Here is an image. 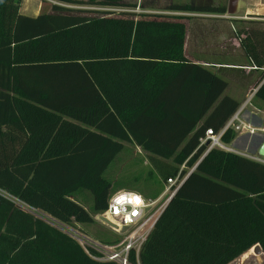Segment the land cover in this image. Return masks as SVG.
I'll return each mask as SVG.
<instances>
[{
	"label": "trees",
	"instance_id": "16d2710c",
	"mask_svg": "<svg viewBox=\"0 0 264 264\" xmlns=\"http://www.w3.org/2000/svg\"><path fill=\"white\" fill-rule=\"evenodd\" d=\"M22 1L0 0V264H117L92 259L45 217L72 226L102 213L112 189L104 174L123 142L146 153L155 196L157 185L197 163L154 223L139 264H229L257 244L264 252V162L218 147L198 161L199 138L218 132L240 103L184 54L186 15L73 9L63 3L136 4L60 0L33 16L20 11ZM125 13L135 19L118 18ZM237 37L261 71L253 97L264 104V29ZM236 135L227 129L221 142ZM82 191L92 212L76 199Z\"/></svg>",
	"mask_w": 264,
	"mask_h": 264
},
{
	"label": "rangeland",
	"instance_id": "374dc122",
	"mask_svg": "<svg viewBox=\"0 0 264 264\" xmlns=\"http://www.w3.org/2000/svg\"><path fill=\"white\" fill-rule=\"evenodd\" d=\"M80 1L87 2L89 0H80ZM116 1L117 3H121V4H136V7L125 8L122 6L109 7V6H101L94 4H67V3H63V6L71 7L73 9L116 10L117 13L118 11H134L136 13L154 11L155 13L175 14V13H170L175 11L167 10V8L169 7V5L172 3L173 0L171 1L170 0H116ZM175 1L178 2L186 1L189 4H196V5L198 4L199 6L206 4L207 2V0H175ZM216 1L218 2V4ZM169 2L170 4H168ZM227 2L228 0L210 1L212 5L222 7L225 10L224 11L225 13L228 7ZM52 4H62V2L60 0H23L22 3V5H24L23 10H25V12H28L30 8L39 9L40 12H47V11L49 12L50 6ZM147 6H154V7L151 8ZM238 12L240 15H243L244 9L241 8L236 11V14L231 13L228 15L236 17ZM34 13L35 12H33V14ZM192 13L193 12H190V14ZM253 14L251 16H255V14L254 15ZM186 17L187 18L184 19V21L186 22V31H187L186 33L187 46L185 48L186 54L193 58L196 56L199 57L193 59V61L195 62H197V60L201 61L202 63L199 64L204 65L212 73H214L219 78H221V80L225 81L226 87L223 90L222 95L227 94L232 96L240 103L239 105L240 107L246 101V99H248V97L252 93L253 88L257 87V85H250V84H253L256 81H258L261 71L252 70L250 71L249 74L246 73L245 70L240 68L239 66H236L237 68L227 67L226 65L216 66L214 63H221V65L249 63L248 58L243 54V52L240 49H237L236 47L232 46L231 43L227 44V36L230 35V37H237V33L239 31L244 30L245 27L247 28L250 27L252 29H258V30L264 29V15L262 14L260 16L262 17L261 20H253L252 24L251 23L248 24V22L246 23L238 20L234 21L232 19L215 20L213 17H208L207 15L206 16L186 15ZM118 18L135 19V16L132 14L125 13V14H121ZM206 41H207V45L211 46L212 48L211 52L208 53L205 50L202 52L201 55V49L206 44ZM249 86H251L250 90L248 89ZM254 107L260 109V111L253 110L256 111V113L252 114L251 112L248 115L247 113L251 111L252 108ZM263 115H264V104L257 98L251 97L250 102L249 103L247 102V105L244 107L241 117L244 120H248L249 122H252L254 126L257 127L260 126L259 128H261ZM259 134H264V130L255 129L252 133H250L245 131V129H243L240 133L239 132L237 133L235 138L229 144H225L226 150L242 153L244 155H247L248 157H254L259 161L264 162V158L258 156L257 152L253 150V145L257 140V137H259L258 136ZM123 144L125 146V150L116 157L115 162H113L108 167V169L104 174L105 177L110 180L112 185L113 190L111 189L110 194L117 191L118 187H123L124 185L125 187H128V185H132V187L130 188H135L134 185H136L137 189H139L140 187L143 190L145 189V191L147 192L152 190L153 185H151L150 183L151 181H147V180L151 176H154L156 174L151 171L152 169L149 165L146 153L141 148L135 146L131 142H123ZM145 181H147L148 183H146ZM143 183L147 185L146 188H144L145 185ZM163 186H164L163 189L168 188L166 182L162 185V187ZM2 193L5 194L7 197L12 198L7 193L4 192ZM76 199L85 208L91 211L92 196L89 191L80 192L76 197ZM15 202L17 205H21L19 201L15 200ZM23 208H27V207L24 206ZM33 212L35 213L37 212L36 213L37 215L39 216L42 215L44 217V215L38 211H33ZM97 215L98 214L94 216V220L91 223H75L72 226L78 228L79 230H82L84 233L88 234L91 238L100 240L102 242H104V240L111 242L115 240L119 241L121 236L117 232L112 231L106 224L101 222ZM260 253L261 252L256 253L253 251L252 255L256 256L258 254L259 256ZM241 262H243V264H264V255L261 254L256 259H254L253 257L248 260L245 259L243 256H240L236 258L234 261H232L230 264H241Z\"/></svg>",
	"mask_w": 264,
	"mask_h": 264
},
{
	"label": "built area",
	"instance_id": "2783aa9c",
	"mask_svg": "<svg viewBox=\"0 0 264 264\" xmlns=\"http://www.w3.org/2000/svg\"><path fill=\"white\" fill-rule=\"evenodd\" d=\"M251 68L255 69L256 67L251 66ZM255 89L253 88L248 99L238 107L218 132L207 129L204 136L199 138V146L205 145V147L198 161L213 147L226 149L225 144L221 142V136L227 129H233L237 133H240L243 129L247 132H253L255 129L264 130V115L261 128H259L260 126L249 124L241 117L242 111L247 102L249 103L251 97H253ZM183 166L181 165V168ZM185 177L186 175L180 177L178 174L173 179L168 178L166 181L168 188L165 189L164 196L159 198H146L141 193L128 189H120L112 193L108 198L106 209L97 216L99 219L101 216L106 218L116 226V228H113L100 219L112 231L117 232L121 236L120 240L116 242L109 243L93 239L74 226L64 225L53 218L44 217L47 222L74 238L94 260L114 261L117 264H139V253L143 243L167 202ZM123 227H126V229L121 232ZM132 256L135 263L131 261Z\"/></svg>",
	"mask_w": 264,
	"mask_h": 264
},
{
	"label": "crops",
	"instance_id": "0c3cea01",
	"mask_svg": "<svg viewBox=\"0 0 264 264\" xmlns=\"http://www.w3.org/2000/svg\"><path fill=\"white\" fill-rule=\"evenodd\" d=\"M171 1V0H170ZM210 1L211 0H207V2H206V4H203V5H196V4H190V5H193V6H197V7H201V6H207V5H212V3H210ZM214 1V0H213ZM229 1L230 0H228V2H227V4H228V6H229ZM217 2V1H216ZM232 2H233V0H232ZM22 3H23V1H22ZM210 3V4H209ZM166 4V3H165ZM168 4H170V2L168 3ZM184 4H189V3H187L186 1H183V2H178V1H175V0H173L172 1V3L169 5V7L170 6H172V5H184ZM217 4H218V2H217ZM26 5V4H25ZM23 7H24V5H22L21 4V7H20V11L22 12V13H24V14H27V15H37L38 13H40V11H39V9H32V8H30L29 9V11L28 12H25V10H23ZM33 7V6H32ZM147 7H151V8H153L154 6H147ZM167 8V10H171L170 8ZM228 8V7H227ZM232 8H233V14H236V11L237 10H239V9H244V13H243V15H240L239 14V12H238V14H237V16L236 17H234V16H231V15H228L229 13L227 12V9H226V13L224 12V13H222V12H204V11H182V10H172V11H175V12H170V13H175V14H173V15H194V16H208V17H213L215 20H230V19H232V20H234V21H242V22H248V24L249 23H251L252 24V21L253 20H261L262 19V17H260L262 14L264 15V0H234V2H233V5H232ZM31 10H33V11H31ZM33 12H35L34 14H33ZM48 12V11H47ZM150 12H152V11H150ZM154 12V11H153ZM186 12H188V13H186ZM190 12H193L192 14H190ZM203 13H205V14H203ZM207 13V14H206ZM255 14V16H251L252 14ZM227 14V15H226ZM253 14V15H254ZM260 18V19H259ZM232 24V23H231ZM231 26V25H230ZM245 28H247V27H245ZM186 33H187V31H186ZM185 33V44H184V54L188 57V58H191L192 60L193 59H195V58H199V57H191V56H188L187 54H186V52H185V48H186V39H187V34ZM193 38H194V36H193ZM194 40H195V38H194ZM194 40H193V42H194ZM225 41V40H224ZM228 43H231L232 44V46H234V47H236L237 49H240L242 52H243V54L248 58V56H247V54L245 53V51L242 49V47H241V45H240V41H239V38L238 37H230V35L229 36H227V44ZM201 45V44H200ZM211 46H208L207 45V41H206V44L202 47V49H201V55H202V52L203 51H205L206 50V52H208V53H210L211 52ZM249 59V58H248ZM249 61V60H248ZM195 62V61H194ZM196 63H202L201 61H198L197 60V62ZM216 66H227V67H234V68H237L236 66H239L240 68H242V69H244L245 70V72L246 73H249L250 74V71H252V70H255V69H253V68H251V63L249 62V63H247V64H222L221 65V63H214ZM257 82V81H256ZM256 82L255 83H253V84H250V85H256ZM249 90L251 89V86H249V88H248ZM248 90V91H249ZM253 110H258V111H260V109H258V108H256V107H254V108H252V110L251 111H249L247 114L249 115V113H251L252 112V114H255L256 113V111H253ZM253 116H255V115H253ZM244 120V119H243ZM244 121H247L249 124H251V125H253V123L252 122H249L248 120H244ZM242 134V133H241ZM242 136V135H241ZM244 136V135H243ZM239 154H242V153H239ZM248 157V156H247ZM250 158H253V159H255L254 157H250ZM165 182H162V185L164 184ZM127 185V184H126ZM135 186V188H130V187H132V185H128V187H125V185L123 186V187H118L117 188V190L119 189H128V190H133V191H137L138 193H141L144 197H146V198H159V197H163L164 196V191H165V189H163L164 188V186L162 187H160V186H158L157 185V188L159 187V192H158V194L155 196V195H152L149 191L147 192V191H145V189L143 190V189H141V188H139V189H137L136 187V185H134ZM254 247V246H253ZM253 247H251L249 250H247V251H245L243 254H241L240 256H243L245 259H250V258H253L254 257V259H256V258H258L261 254L262 255H264V252L261 250V248H260V254H259V256H258V254L256 255V256H253L252 255V252H253ZM239 256V257H240ZM234 261V260H233ZM231 263V262H230ZM229 263V264H230ZM241 264H243V262H241Z\"/></svg>",
	"mask_w": 264,
	"mask_h": 264
},
{
	"label": "water",
	"instance_id": "95a60500",
	"mask_svg": "<svg viewBox=\"0 0 264 264\" xmlns=\"http://www.w3.org/2000/svg\"><path fill=\"white\" fill-rule=\"evenodd\" d=\"M227 12L229 14H231L233 12V8H232V0L229 1V6L227 8ZM262 82V81H261ZM261 82L257 85L255 91L257 90V88L259 87V85L261 84ZM254 91V93H255ZM252 133V132H250ZM259 137H257V140L255 141L254 145H253V150L257 152V155L260 156V157H263L264 158V134H259L258 135ZM231 151V150H229ZM244 155V154H242ZM247 156V155H245ZM258 160V159H256ZM197 164V163H196ZM196 164L194 165V167L196 166ZM193 167V168H194ZM193 168L191 170H193ZM191 170L186 174V177L188 176V174L191 172ZM185 177V178H186ZM185 180V179H184ZM177 190V189H176ZM101 220H103L106 224L110 225L111 227L113 228H116V226L111 223L110 221H108L106 218L104 217H100ZM126 229V227H123L121 229V232H123L124 230ZM253 251L256 252V253H259L260 252V246L257 244L253 247Z\"/></svg>",
	"mask_w": 264,
	"mask_h": 264
}]
</instances>
